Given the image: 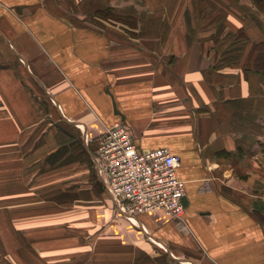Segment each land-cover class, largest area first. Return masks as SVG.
I'll list each match as a JSON object with an SVG mask.
<instances>
[{"label":"crops","instance_id":"1","mask_svg":"<svg viewBox=\"0 0 264 264\" xmlns=\"http://www.w3.org/2000/svg\"><path fill=\"white\" fill-rule=\"evenodd\" d=\"M116 122L180 158L182 220L114 216L95 151ZM4 145L25 192L108 195L133 264H264V0H0Z\"/></svg>","mask_w":264,"mask_h":264},{"label":"rangeland","instance_id":"2","mask_svg":"<svg viewBox=\"0 0 264 264\" xmlns=\"http://www.w3.org/2000/svg\"><path fill=\"white\" fill-rule=\"evenodd\" d=\"M0 152H10V146ZM5 177H0V264H133L134 256L140 259L138 232L128 237L116 223L110 230L106 227L101 208H113L108 195L96 201L89 198L87 186L72 183L73 188L68 181L47 185L42 192L33 185L25 192V184H11ZM16 188L23 192L16 193ZM113 212L121 217L115 207ZM149 255L143 252L141 259L152 260Z\"/></svg>","mask_w":264,"mask_h":264},{"label":"built area","instance_id":"3","mask_svg":"<svg viewBox=\"0 0 264 264\" xmlns=\"http://www.w3.org/2000/svg\"><path fill=\"white\" fill-rule=\"evenodd\" d=\"M95 159L119 215L131 219L139 213L160 212L183 219L180 158L168 148L142 151L126 126L116 122L99 135Z\"/></svg>","mask_w":264,"mask_h":264}]
</instances>
